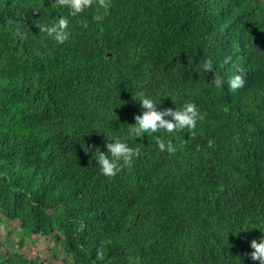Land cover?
Wrapping results in <instances>:
<instances>
[{"label":"trees","instance_id":"trees-1","mask_svg":"<svg viewBox=\"0 0 264 264\" xmlns=\"http://www.w3.org/2000/svg\"><path fill=\"white\" fill-rule=\"evenodd\" d=\"M99 3L69 16L59 43L39 23L67 8L0 0V222L18 226L0 264H52L24 249L40 234L70 264H261L264 0H104L97 21ZM237 71L245 84L232 89ZM141 89L204 118L163 133L174 153L127 137L138 153L106 175L94 147L135 123Z\"/></svg>","mask_w":264,"mask_h":264},{"label":"clouds","instance_id":"clouds-1","mask_svg":"<svg viewBox=\"0 0 264 264\" xmlns=\"http://www.w3.org/2000/svg\"><path fill=\"white\" fill-rule=\"evenodd\" d=\"M54 2L58 8H67L68 14H62L50 23L42 21L39 23V27L40 31L47 36L59 43H64L71 35L69 16H77L85 9L92 7L93 0H54ZM101 5L103 11H100ZM96 7L95 19L100 21L104 18L108 5L104 3V0H100ZM85 26H87L86 23ZM21 35H24V33H21ZM229 60H231V57H225L223 63H227ZM201 67L204 72L212 71L214 73L212 82L216 87L223 85L224 78L217 71V61L212 56L205 58ZM228 84L232 89L242 87L245 84L242 71H237L230 76ZM133 98L142 106L141 110L134 114L135 123L127 125L125 135L116 132L108 133L107 135L111 138H107L106 150H101L98 146L94 147L96 161L100 165V170L106 175H114L124 164L131 161L135 153H138L139 149L132 146L127 137H142L145 134L154 135V139L161 150L174 153L177 150L176 145L171 137L166 139L163 133L174 134L177 130L185 128L196 129L198 121L204 118V114L195 102H186L182 107L161 109L158 107L160 102L143 89L137 91ZM192 134L195 135V132ZM251 246L253 249L250 253L251 257L264 264V236L253 239Z\"/></svg>","mask_w":264,"mask_h":264},{"label":"rangeland","instance_id":"rangeland-1","mask_svg":"<svg viewBox=\"0 0 264 264\" xmlns=\"http://www.w3.org/2000/svg\"><path fill=\"white\" fill-rule=\"evenodd\" d=\"M8 233V234H7ZM8 235L11 238H15L18 235V226L16 222H0V241L3 242L5 236ZM53 241L43 235H38L33 243L25 244V251L31 257L36 256L44 259L52 264H70V259L62 246L57 248V252L54 249ZM3 252L11 250L8 243H4L1 247Z\"/></svg>","mask_w":264,"mask_h":264}]
</instances>
